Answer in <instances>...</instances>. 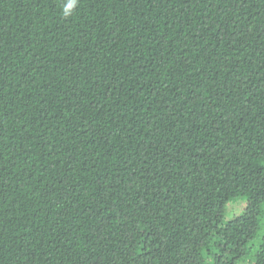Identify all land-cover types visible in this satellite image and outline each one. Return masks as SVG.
<instances>
[{
    "label": "trees",
    "instance_id": "16d2710c",
    "mask_svg": "<svg viewBox=\"0 0 264 264\" xmlns=\"http://www.w3.org/2000/svg\"><path fill=\"white\" fill-rule=\"evenodd\" d=\"M0 264H264V0H0Z\"/></svg>",
    "mask_w": 264,
    "mask_h": 264
},
{
    "label": "rangeland",
    "instance_id": "374dc122",
    "mask_svg": "<svg viewBox=\"0 0 264 264\" xmlns=\"http://www.w3.org/2000/svg\"><path fill=\"white\" fill-rule=\"evenodd\" d=\"M243 206H244L243 203H234L233 205L230 206L229 214L232 216L237 214L243 208Z\"/></svg>",
    "mask_w": 264,
    "mask_h": 264
},
{
    "label": "clouds",
    "instance_id": "9594fccd",
    "mask_svg": "<svg viewBox=\"0 0 264 264\" xmlns=\"http://www.w3.org/2000/svg\"><path fill=\"white\" fill-rule=\"evenodd\" d=\"M65 14L67 15V12Z\"/></svg>",
    "mask_w": 264,
    "mask_h": 264
}]
</instances>
